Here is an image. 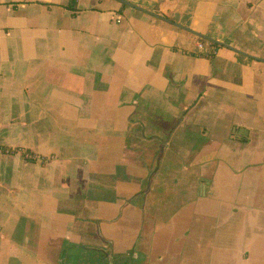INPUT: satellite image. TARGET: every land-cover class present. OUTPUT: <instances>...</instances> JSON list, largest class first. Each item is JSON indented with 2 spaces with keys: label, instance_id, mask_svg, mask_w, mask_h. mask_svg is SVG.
<instances>
[{
  "label": "crops",
  "instance_id": "0c3cea01",
  "mask_svg": "<svg viewBox=\"0 0 264 264\" xmlns=\"http://www.w3.org/2000/svg\"><path fill=\"white\" fill-rule=\"evenodd\" d=\"M124 1L0 0V264H264V0Z\"/></svg>",
  "mask_w": 264,
  "mask_h": 264
},
{
  "label": "water",
  "instance_id": "95a60500",
  "mask_svg": "<svg viewBox=\"0 0 264 264\" xmlns=\"http://www.w3.org/2000/svg\"><path fill=\"white\" fill-rule=\"evenodd\" d=\"M116 1H118V2H121V3H123V4H126V5H129V6H131V7H134V6H132L130 3H127V2H125L124 0H116ZM135 8H137V7H135ZM138 9H140V8H138ZM141 11H143L142 9H140ZM144 12H146V11H144ZM180 28H182V27H180ZM182 29H184V28H182ZM192 34H194V35H196L198 38H200V39H203V40H206V41H208V42H210V43H215V44H218V45H222V43H220V42H218V41H215L214 39H212V38H210V37H207V36H204V35H202V34H200V33H196V32H194V31H191V30H189ZM224 45V44H223ZM225 47H228V46H226V45H224Z\"/></svg>",
  "mask_w": 264,
  "mask_h": 264
},
{
  "label": "trees",
  "instance_id": "16d2710c",
  "mask_svg": "<svg viewBox=\"0 0 264 264\" xmlns=\"http://www.w3.org/2000/svg\"><path fill=\"white\" fill-rule=\"evenodd\" d=\"M76 1H77V0H69V5H68V7L71 8L72 10H75ZM199 41L204 42L203 39H200ZM211 45L214 46V47H217V46H218V45L215 44V43H211Z\"/></svg>",
  "mask_w": 264,
  "mask_h": 264
},
{
  "label": "built area",
  "instance_id": "2783aa9c",
  "mask_svg": "<svg viewBox=\"0 0 264 264\" xmlns=\"http://www.w3.org/2000/svg\"><path fill=\"white\" fill-rule=\"evenodd\" d=\"M197 48H198L199 50H201V49H203V45H202L201 43H198ZM29 158H31V157H29Z\"/></svg>",
  "mask_w": 264,
  "mask_h": 264
}]
</instances>
